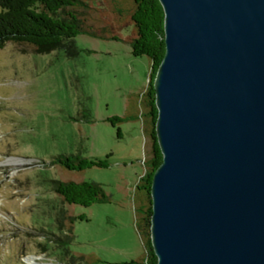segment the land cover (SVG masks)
<instances>
[{
    "label": "rangeland",
    "instance_id": "obj_1",
    "mask_svg": "<svg viewBox=\"0 0 264 264\" xmlns=\"http://www.w3.org/2000/svg\"><path fill=\"white\" fill-rule=\"evenodd\" d=\"M134 30L124 27L121 41L81 35L75 58L13 44L0 52V264L143 260L135 228L144 192L136 187L151 150L142 113L152 66L133 56L127 39ZM113 118L126 121L113 126ZM74 156H110V168L70 172L54 162ZM55 182H93L109 200L90 208L64 204ZM61 212L76 219L65 222L73 239L56 220Z\"/></svg>",
    "mask_w": 264,
    "mask_h": 264
},
{
    "label": "water",
    "instance_id": "obj_2",
    "mask_svg": "<svg viewBox=\"0 0 264 264\" xmlns=\"http://www.w3.org/2000/svg\"><path fill=\"white\" fill-rule=\"evenodd\" d=\"M158 264H264V0H159Z\"/></svg>",
    "mask_w": 264,
    "mask_h": 264
},
{
    "label": "trees",
    "instance_id": "obj_3",
    "mask_svg": "<svg viewBox=\"0 0 264 264\" xmlns=\"http://www.w3.org/2000/svg\"><path fill=\"white\" fill-rule=\"evenodd\" d=\"M0 0V52L7 44L24 49L26 53L48 54L64 50L70 58L78 56L76 39L81 35L121 41L120 32L134 26L133 35L127 39L135 57H147L151 63L149 83L143 94L145 111L142 113L144 133L151 150L145 161V175L136 187L144 192L136 228L144 247V258L138 264H158L151 243V220L153 215L151 188L155 173L163 162L157 135L158 111L155 103L154 82L166 53L164 34V10L159 0ZM111 23L101 26V20ZM121 23V24H120ZM107 34H110L107 36ZM125 119L113 118L110 123H123ZM120 137V132H118ZM110 156L105 160L88 159L81 156L59 157L55 164L70 172H85L91 169L110 168ZM54 193L67 205L90 208L108 202L103 187L93 182H55ZM71 219L61 212L58 223L74 238L73 227L66 226ZM84 220L83 217L79 218Z\"/></svg>",
    "mask_w": 264,
    "mask_h": 264
}]
</instances>
